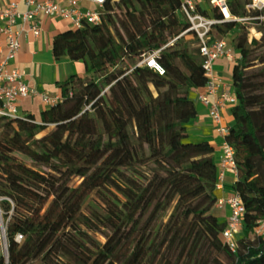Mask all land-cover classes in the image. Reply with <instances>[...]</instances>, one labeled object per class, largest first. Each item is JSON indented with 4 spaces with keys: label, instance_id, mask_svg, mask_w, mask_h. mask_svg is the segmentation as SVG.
Masks as SVG:
<instances>
[{
    "label": "trees",
    "instance_id": "trees-1",
    "mask_svg": "<svg viewBox=\"0 0 264 264\" xmlns=\"http://www.w3.org/2000/svg\"><path fill=\"white\" fill-rule=\"evenodd\" d=\"M105 6L101 23L54 38L57 60L85 62L80 85L73 86L75 75L61 83V99L40 120L32 113L0 116V197L15 201L8 250L0 227V264H264V237L256 232L264 216V33L250 36L251 26L235 20L220 24L239 28L234 45L241 54L233 68L239 102L226 135L237 167L232 188L246 206L244 235L233 251L216 213L215 147L192 140L187 125L197 115L191 90L208 81L198 38L188 32L162 50L164 74L146 66L128 72L144 52L189 27L181 1ZM231 9L264 14L245 0H232ZM254 25L261 28L264 19ZM132 57V66L118 68Z\"/></svg>",
    "mask_w": 264,
    "mask_h": 264
},
{
    "label": "built area",
    "instance_id": "built-area-1",
    "mask_svg": "<svg viewBox=\"0 0 264 264\" xmlns=\"http://www.w3.org/2000/svg\"><path fill=\"white\" fill-rule=\"evenodd\" d=\"M85 0H11L8 5L0 9V52L7 50L6 56L0 61V116L5 118H17L21 115L19 101L28 96L41 95L43 100L53 105L61 99V95L52 96L47 92H41L31 87L25 80V71L14 68L10 69L11 60L15 59L21 49V34L23 31H32L35 36L42 33V23L45 16L61 17L70 21L72 29L84 27L87 23L98 24L104 20L107 0H90L93 7L84 6ZM181 10L189 23V27L179 36L172 38L168 43L159 49H152L144 52L136 67H148L160 74L166 69L161 61V52L181 36L192 32L199 40L201 56L208 75L205 91L200 93L198 99L209 105V113L215 122L219 133L225 136L224 156L222 167L228 164L236 166L234 147L227 141L226 135L230 125L225 122L223 110L233 108L238 104L239 99L228 88H220V83L214 73V63L221 57H241L240 50L235 45L228 46L226 40L213 39L212 30L215 26L228 20H235L238 23L250 25L252 35L259 36L254 23L264 19L260 15H235L231 9L232 0H208L209 9L204 8L199 0H180ZM24 6V8L22 7ZM247 8L264 10V0H248ZM22 22L19 24V22ZM28 24V28L26 25ZM238 52V53H237ZM215 98V99H214ZM237 168V167H236ZM223 170H220L218 186L221 187ZM225 204L230 207L226 225L221 233L223 242L233 251L237 250L238 240L244 234V216L246 206L242 196L233 192L227 198L218 200L217 206L223 208ZM0 217L1 232L6 226ZM256 232L264 237V216L257 221ZM23 234H18L16 239L21 241Z\"/></svg>",
    "mask_w": 264,
    "mask_h": 264
},
{
    "label": "crops",
    "instance_id": "crops-1",
    "mask_svg": "<svg viewBox=\"0 0 264 264\" xmlns=\"http://www.w3.org/2000/svg\"><path fill=\"white\" fill-rule=\"evenodd\" d=\"M11 0H0V9L9 4ZM200 4L209 9L208 0H199ZM84 6H94L90 0L83 2ZM24 8V6H22ZM22 22L20 21L19 24ZM28 28V24L26 25ZM72 29L70 21L61 17L45 16L42 23V33L35 36L32 31H23L21 34L22 46L17 57L10 62V69L19 68L25 71V80L41 92H47L52 96L61 95V83L69 81L74 75H85L86 65L83 60H57L53 51L54 38ZM238 27L225 31L220 25L215 26L212 32L213 39L226 40L228 46L234 45V38L238 35ZM238 53V52H237ZM7 50L0 52V61L6 56ZM235 58L224 56L214 63V73L217 76L220 88H228L235 91L233 84V68ZM75 81V79H74ZM73 81V82H74ZM72 82V84H73ZM205 88L191 90V97L197 108V115L191 118L187 125L192 140H208L216 151V160L220 170H223L221 187H217L218 198H227L234 190L232 185L237 179V168L233 164L222 167L224 156L225 136L218 132L215 122L209 113V105L198 99ZM215 99V98H214ZM20 113H32L37 120H40L41 113L50 105L47 104L41 95L28 96L19 101ZM225 122L228 125L234 124L235 120L231 108L223 110ZM230 212V207L225 204L223 208H216L220 220L225 221ZM244 235V234H243Z\"/></svg>",
    "mask_w": 264,
    "mask_h": 264
},
{
    "label": "rangeland",
    "instance_id": "rangeland-1",
    "mask_svg": "<svg viewBox=\"0 0 264 264\" xmlns=\"http://www.w3.org/2000/svg\"><path fill=\"white\" fill-rule=\"evenodd\" d=\"M246 4L248 3V0H245ZM252 8V7H251ZM239 29V28H238ZM258 33H259V37L263 35L264 33V26H261V28L257 27L256 28ZM247 33L251 36L253 33L251 30L247 29ZM138 60V57H132L130 59L127 60V62L123 65H120V67H125V66H132L136 61ZM115 70H117L116 68L112 67L110 69V72H114ZM87 71V70H86ZM87 75V72L86 74ZM85 75H75L77 76V78L75 79V81L73 82V86L78 87L80 85V77H85ZM100 114L104 115L106 114V112L104 110L100 109ZM44 168H46V165H43ZM20 203L24 206H26L27 208H29V210L31 211L32 214H37L39 212V207L38 205H36L35 203H32L30 201H20ZM14 205H15V201L11 198H1L0 197V217H2V219L5 222V225L9 219V217L11 216L13 209H14ZM175 211V205H173L169 211V216H167L165 218V222H167L168 224L170 223V221L172 220V216L173 213ZM3 240H5V236L2 235ZM98 240L100 241H105L104 237H102L101 235H97ZM7 239V237H6ZM5 243V242H4ZM5 246V245H4Z\"/></svg>",
    "mask_w": 264,
    "mask_h": 264
},
{
    "label": "water",
    "instance_id": "water-1",
    "mask_svg": "<svg viewBox=\"0 0 264 264\" xmlns=\"http://www.w3.org/2000/svg\"><path fill=\"white\" fill-rule=\"evenodd\" d=\"M2 235L5 236V240H3V241L5 242V243H4V245H5V250H8V243H7V239H6V237H7V235H6V229H5L4 232H2Z\"/></svg>",
    "mask_w": 264,
    "mask_h": 264
},
{
    "label": "bare ground",
    "instance_id": "bare-ground-1",
    "mask_svg": "<svg viewBox=\"0 0 264 264\" xmlns=\"http://www.w3.org/2000/svg\"><path fill=\"white\" fill-rule=\"evenodd\" d=\"M5 223V222H4ZM5 225V224H4ZM6 226V225H5Z\"/></svg>",
    "mask_w": 264,
    "mask_h": 264
}]
</instances>
